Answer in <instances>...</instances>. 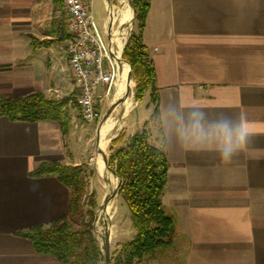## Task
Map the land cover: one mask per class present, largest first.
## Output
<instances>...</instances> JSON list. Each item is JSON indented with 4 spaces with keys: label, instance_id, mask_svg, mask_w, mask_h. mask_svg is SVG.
Listing matches in <instances>:
<instances>
[{
    "label": "crops",
    "instance_id": "0c3cea01",
    "mask_svg": "<svg viewBox=\"0 0 264 264\" xmlns=\"http://www.w3.org/2000/svg\"><path fill=\"white\" fill-rule=\"evenodd\" d=\"M103 2L108 10L111 3ZM149 4L142 39L154 63L156 102L146 92L131 132L121 131L130 136L146 129L150 143L163 148L169 170L162 204L173 232L171 246L141 264H264V0ZM69 22L63 0H0V95L41 92L69 100L70 125L64 135L56 121L0 116V264H61L18 234L50 225L67 210L68 188L56 175H33L39 165L85 164L71 131ZM170 106L228 113L248 126L249 142L225 162L215 144L169 133Z\"/></svg>",
    "mask_w": 264,
    "mask_h": 264
},
{
    "label": "trees",
    "instance_id": "16d2710c",
    "mask_svg": "<svg viewBox=\"0 0 264 264\" xmlns=\"http://www.w3.org/2000/svg\"><path fill=\"white\" fill-rule=\"evenodd\" d=\"M131 4L138 29L131 33L122 59L132 68L138 102L148 91L151 92V101L156 102L154 63L142 39L149 0H132ZM124 64L129 69L128 64ZM68 104L69 100L54 101L41 92L23 97L0 95V116L29 123L56 121L67 135L70 129ZM108 162L116 177L122 180L120 196L129 209L136 230L132 240L120 245L112 257V264H141L145 258L155 256L172 244L173 222L162 204L168 179V159L163 148L150 143L148 131L143 129L130 136L121 131L113 138ZM84 168V164L69 165L53 160L43 162L32 173L35 176H57L69 190L67 210L52 224L18 235L29 239L37 253L53 256L61 264H104L94 226L99 202L95 192L86 197L88 183Z\"/></svg>",
    "mask_w": 264,
    "mask_h": 264
},
{
    "label": "rangeland",
    "instance_id": "374dc122",
    "mask_svg": "<svg viewBox=\"0 0 264 264\" xmlns=\"http://www.w3.org/2000/svg\"><path fill=\"white\" fill-rule=\"evenodd\" d=\"M107 1H109L112 5H114L117 10H118V7L121 6L120 0H107ZM126 1L127 3H129V5L132 7V10L134 11V8L131 4L132 0H126ZM111 10H113V7ZM91 13L98 27L100 28L101 31H103L105 19L106 17H108V10L106 9L103 0H93L92 1ZM115 26H117V22L115 23ZM137 29L138 27H137V22L135 20V13H134L131 24H129L126 27L127 31H126V36H125V45L131 33L137 32ZM132 81H133V86L130 88V93L128 94V97L132 99L134 103L133 107L127 114H125L126 107L124 106V104H120L114 110L111 117L106 121V122L108 121L109 122L107 124L105 122L101 128L103 129L110 125L113 126L112 130L108 131L105 134L107 135V138L109 140L104 150L106 154L108 155V157L110 156V147H111V141H112L110 139L116 134L118 135L121 132V130H126L127 133L131 132L133 128L134 116L139 115V113L144 110L145 102H146L144 98L148 99L149 97V95L146 94L143 100L141 102H138L137 93H136V81L133 78H132ZM116 88L114 91L115 92L114 96L116 100L123 98L125 94L122 97L117 98L118 90ZM135 93H136V96H135ZM71 97H72L71 98L72 102L70 104V109H71L70 114H74V119H73V122L71 123V131L73 133V136H76L73 146H74L75 151H79L80 158L85 163L84 169L86 171V175H87L86 179L88 183L86 197H88L92 192L96 193V198H97V201L99 202V206L96 209L97 219L94 225L95 231L98 236L100 247L102 249L103 238H104L106 229L108 227V230L110 232V253H111V257H113L115 253L120 249L121 243L127 239H130L134 235V229L132 227L131 220H130L131 218L130 212H129V209L126 203L122 199V197L118 195L110 201V203L113 201V210H112L111 215H109L108 217H105L101 214L102 211L104 210V209H101V204L103 203L104 198L107 195H109L113 189L117 187V185L114 188H109L107 186V179H105L103 176L99 174L96 168V164H95V160L99 156L98 155L99 153L97 152V148H96V144H97L96 136H97L99 122L101 121V119L97 121H93V122L85 121L82 117L81 110L79 109L77 105L78 95H77L76 88ZM138 103H139V107H137ZM109 108L110 106L108 105L104 107L103 115L107 112ZM85 201L87 202V198H85ZM170 251L171 249L167 250V252H170Z\"/></svg>",
    "mask_w": 264,
    "mask_h": 264
},
{
    "label": "built area",
    "instance_id": "2783aa9c",
    "mask_svg": "<svg viewBox=\"0 0 264 264\" xmlns=\"http://www.w3.org/2000/svg\"><path fill=\"white\" fill-rule=\"evenodd\" d=\"M63 2L70 15L71 37L67 53L77 90V102L85 121H97L102 118V106L114 95L119 80L117 49L115 44L113 48L110 46L107 31H101L95 22L90 0Z\"/></svg>",
    "mask_w": 264,
    "mask_h": 264
},
{
    "label": "clouds",
    "instance_id": "9594fccd",
    "mask_svg": "<svg viewBox=\"0 0 264 264\" xmlns=\"http://www.w3.org/2000/svg\"><path fill=\"white\" fill-rule=\"evenodd\" d=\"M166 117L165 124L169 126L170 134L175 131L182 140L194 138L199 143L215 144L225 162L231 161L245 147L251 135L242 120L235 122L225 112L210 113L196 108L183 113L178 112L175 106H170L166 110ZM176 121H179V127H173Z\"/></svg>",
    "mask_w": 264,
    "mask_h": 264
},
{
    "label": "bare ground",
    "instance_id": "6f19581e",
    "mask_svg": "<svg viewBox=\"0 0 264 264\" xmlns=\"http://www.w3.org/2000/svg\"><path fill=\"white\" fill-rule=\"evenodd\" d=\"M122 3H123L122 4L123 6L121 8L119 6L118 10L116 8H113V10H111V12L113 14V17H112L113 21L115 23L117 22V26L114 25L115 27L113 28V31H112V37H113V41H114V44H115L116 49H117V54H118L117 60H118V62H119V58H120L122 51L124 49V46H125V36H126V31H127L126 27L129 24H131V21L133 20L132 7L129 5V3H127L126 0H122ZM119 68H120V74H119V80L117 82L118 87L116 86L117 90H118L117 98H120L125 94L126 88L128 86H130V88L133 86V81H131L130 85L128 84V80H127L128 72H129L128 67L124 63L119 62ZM133 105H134V103H133L132 99L130 97H128L126 99V101L124 102V106L126 107L125 108V114H127L131 110ZM108 122H106V124ZM112 128H113V126L110 125V126H107L106 128H103L100 130L99 147L103 150H105V148L108 144V141H109L107 138V135H105V134L108 131L112 130ZM98 155H99L98 158L95 160L97 171L99 172V174L101 176H103L105 179H107V186L109 188H114L118 184V178L116 177L115 174H113L112 172H110L109 170L106 169V166H105V163H104L102 157L100 156V154H98ZM104 186H106V185H104ZM112 210H113V201L111 203H109L107 209L103 210L101 214L105 217H108L109 215H111Z\"/></svg>",
    "mask_w": 264,
    "mask_h": 264
},
{
    "label": "water",
    "instance_id": "95a60500",
    "mask_svg": "<svg viewBox=\"0 0 264 264\" xmlns=\"http://www.w3.org/2000/svg\"><path fill=\"white\" fill-rule=\"evenodd\" d=\"M109 5H110V7L108 8V16H109L110 20H109V31H107V36H108V39H109V42H110V46L113 48L114 47V43H113V40H112V27L114 26L115 22L112 19V17H113V14L111 12L112 6H111V4H109ZM112 54H114L113 51H112ZM119 62L127 63L129 65V72H128V78H127V80H128V84L130 85V83L132 81V76H133V74H132V68H131V66H130V64L128 62H126L125 60L122 59V55H121V59H119ZM129 93H130V86H128L126 88V93H125V95H124L123 98L117 99V100H115L116 102H113L111 104L110 108L102 116L101 121L99 122L97 136H96V143H97L96 144V148H97V152L102 157V159H103V161L105 163L106 169L109 170L110 172H112L113 174H115V171L112 170L109 167L108 155L106 154V152L103 149H101L99 147L100 129L103 126V124L111 117V115L114 112V110L120 104H124V102L128 98V94ZM135 96H136V93H135ZM117 178H118L117 187L115 189H113L112 192L104 198L103 203L101 204V209L106 210L107 207H108V205H109V203H110V201L112 199H114L116 196L120 195V188H121V185H122V180H121L120 177H117ZM96 219H97V215L95 216V222H96ZM95 222H94V225H95ZM102 253H103V257H104V264H112V257H111V253H110V232L108 230V227L106 229V232H105V235H104V238H103Z\"/></svg>",
    "mask_w": 264,
    "mask_h": 264
}]
</instances>
